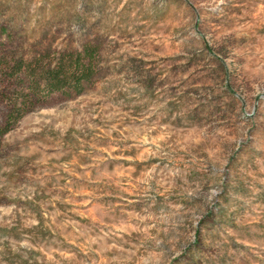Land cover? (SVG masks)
<instances>
[{"label":"rangeland","instance_id":"obj_1","mask_svg":"<svg viewBox=\"0 0 264 264\" xmlns=\"http://www.w3.org/2000/svg\"><path fill=\"white\" fill-rule=\"evenodd\" d=\"M0 264H264V0H0Z\"/></svg>","mask_w":264,"mask_h":264},{"label":"trees","instance_id":"obj_2","mask_svg":"<svg viewBox=\"0 0 264 264\" xmlns=\"http://www.w3.org/2000/svg\"><path fill=\"white\" fill-rule=\"evenodd\" d=\"M6 131V129L2 130L0 133H4Z\"/></svg>","mask_w":264,"mask_h":264}]
</instances>
